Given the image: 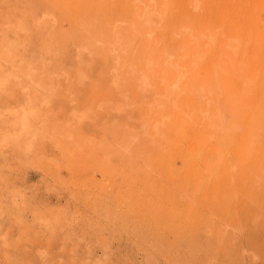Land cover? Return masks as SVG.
<instances>
[{
    "label": "rangeland",
    "instance_id": "obj_1",
    "mask_svg": "<svg viewBox=\"0 0 264 264\" xmlns=\"http://www.w3.org/2000/svg\"><path fill=\"white\" fill-rule=\"evenodd\" d=\"M198 1L0 0V264H264V0Z\"/></svg>",
    "mask_w": 264,
    "mask_h": 264
},
{
    "label": "bare ground",
    "instance_id": "obj_2",
    "mask_svg": "<svg viewBox=\"0 0 264 264\" xmlns=\"http://www.w3.org/2000/svg\"><path fill=\"white\" fill-rule=\"evenodd\" d=\"M151 1H152V0H151ZM196 1H198V0H196ZM219 2H220V1H219ZM155 3H156V1H155ZM197 3H200V2L198 1ZM221 3H222V2H221ZM162 6H163V4H162ZM196 6H197V5H196ZM233 7H234V5H233ZM249 7H250V6H249ZM249 7H248V8H249ZM256 7H257V6H256ZM154 8H155V7H154ZM167 8H168V7H167ZM257 8H258V7H257ZM159 10H160V9H159ZM228 10H230V9H228ZM247 10H248V9H247ZM153 11H154V10H146V12L148 13L149 16L152 15ZM164 11H165V10H164ZM228 12H229V11H228ZM238 16H239V15H238ZM161 17H162V16H161ZM146 24H147V23H146ZM151 25L153 26V24H151ZM191 26H192V25H191ZM205 28H206V27H205ZM140 29H141V28H140ZM149 29H150V28H149ZM152 32H153V31H152ZM221 33H222V32H221ZM192 34H193V33H192ZM175 35H176V34H175ZM190 36H191V35H190ZM197 37H198V36H197ZM197 37H196V38H197ZM206 37H208V36H206ZM210 37H211V35H210ZM194 38H195V37H194ZM199 38H200V37H199ZM208 38H209V37H208ZM208 38H207V39H208ZM226 38H227V37H226ZM234 38H235V37H234ZM190 39H191V37H190ZM201 39H202V37H201ZM213 39H214V38H213ZM225 40H227V39H225ZM225 40H224V41H225ZM238 40H239V39H238ZM238 40H237V41H238ZM228 41H229V39H228ZM232 41H233V40H232ZM207 42H208V41H207ZM214 42H215V41H214ZM215 43H216V42H215ZM237 43H238V42H237ZM263 43H264V42H263ZM204 44H205V43H204ZM208 44H209V43H208ZM223 44H224V42H223ZM227 44H228V43H227ZM205 45H206V44H205ZM235 45H236V44H235ZM237 45H238V44H237ZM237 45H236V46H237ZM197 46H198V45H197ZM207 46H208V45H207ZM207 46H206V47H207ZM234 47H235V46H234ZM212 48H213V46H212ZM245 48H246V47H245ZM182 49H183V48H182ZM222 49H223V48H222ZM247 49H248V48H247ZM253 50H254V49H252V52H253ZM220 52H221V54L223 55V52H222V51H220ZM235 53H236V51H235ZM196 54H197V53H196ZM183 55H184V54H183ZM197 55H198V54H197ZM227 55H228V54H227ZM227 55H226V58L228 57ZM204 56H205V55H204ZM209 56H210V55H209ZM185 57H186V56H185ZM186 58H187V57H186ZM217 58H218V57H217ZM228 58H229V57H228ZM182 59H183V58H182ZM200 59H201V57H200ZM229 59H230V58H229ZM214 60H215V59H214ZM231 63H232V62H231ZM231 63H230V64H231ZM192 64H193V63H192ZM213 64H215V63H213ZM196 65H197V64H196ZM211 65H212V64H211ZM232 65H233V64H232ZM206 66H207V65H206ZM212 66H213V65H212ZM207 67H208V66H207ZM213 67H214V66H213ZM230 67H231V65H230ZM182 68H183V67H182ZM215 68L217 69V67H215ZM215 68H214V69H215ZM214 69H212V70L214 71ZM219 70H220V69H219ZM231 70H232V69H231ZM213 71H211V73H212ZM220 71H221V70H220ZM240 71H241V70H240ZM216 72H218V71L216 70ZM222 72L224 73V70H223ZM226 72H227V71H226ZM218 73H219V72H218ZM218 73H216V74H218ZM223 75H224V74H223ZM216 76H217V75H216ZM217 77H218V76H217ZM226 77H227V76H226ZM217 81H218V79H217ZM231 85H232V84H231ZM203 88H204V87H203ZM209 89H210V88H209ZM203 91H204V90H203ZM209 91H210V90H209ZM213 91H214V90H213ZM219 91H220V89H219ZM184 92H185V91H184ZM205 93H206V92H205ZM208 93H209V92H208ZM201 94H202V93H201ZM224 94H225V93H224ZM169 95H170V94H169ZM219 95H220V94H219ZM229 95H230V94H229ZM221 96H222V95H221ZM200 97H202V96H200ZM203 97H204V96H203ZM207 98H208V97H207ZM219 100H220V99H219ZM198 101H199V100H198ZM219 104H220V103H219ZM198 107H199V106H198ZM206 107H207V106H206ZM209 107H210V105H209ZM219 107H220V106H219ZM201 108H202V107H201ZM178 109H179V108H178ZM183 109H184V108H183ZM197 109H199V108H197ZM212 109H213V108H212ZM218 109H219V108H218ZM220 109H221V108H220ZM175 110H176V109H175ZM199 110H200V109H199ZM208 110H209V109H208ZM193 111H194V110H193ZM206 111H207V110H206ZM196 112H197V114H198V110H197ZM194 113H195V111H194ZM202 113H203V112H202ZM219 113H220V112H219ZM187 114H188V113H186V117H188ZM192 114H193V113H192ZM200 114H201V113H200ZM184 115H185V114H184ZM203 115H204V114H203ZM193 116H194V115H193ZM200 116H201V115H200ZM207 116H208V115H207ZM225 116H226V115H225ZM196 117H197V116H196ZM201 117H202V116H201ZM199 118H200V117H199ZM203 118L205 119L206 117H203ZM218 119H219V117H218ZM224 119H225V118H224ZM183 120H184V119H183ZM202 120H203V119H202ZM219 120H220V119H219ZM191 121H192V120H191ZM200 121H201V119H200ZM203 121H204V120H203ZM168 122H169V121H168ZM205 122H206V121H205ZM202 123H203V122H202ZM221 123H222V122H221ZM221 123H220V124H221ZM182 124H183V123H182ZM182 124H181V125H182ZM196 124H197V123H196ZM220 124H219V125H220ZM179 125H180V124H179ZM197 125H198V124H197ZM197 125H196V126H197ZM211 125H212V124H211ZM171 126H172V125H171ZM177 126H178V125H177ZM198 126H199V125H198ZM202 126H203V125H202ZM220 126H221V125H220ZM222 126H223V125H222ZM167 127H168V126H167ZM233 128H234V127H233ZM173 129H174V128H173ZM199 130H200V128H199ZM223 130H225V129H223ZM260 130H261V129H260ZM203 131H204V130H203ZM181 132H182V131H181ZM193 133H194V132H193ZM193 133H192V134H193ZM172 134H173V133H172ZM172 134H171V135H172ZM198 134H199V133H198ZM184 136H185V135H184ZM207 136L210 137L209 135H207ZM223 136H224V135H223ZM225 136H226V135H225ZM221 137H222V136H221ZM178 138H179V137H178ZM179 139H180V138H179ZM199 139H200V138H199ZM202 139H204V138H202ZM208 139H209V138H208ZM210 139H211V138H210ZM210 139H209V140H210ZM220 139H224V138L222 137V138H220ZM181 140H184V139H181ZM181 140H180V141H181ZM185 140H186V138H185ZM185 140H184V141H185ZM188 140H189V139H188ZM211 140H212V139H211ZM206 141H207V140H206ZM167 142H169V141L167 140ZM167 142H166V145H167ZM181 142H182V141H181ZM207 142H208V141H207ZM212 142H213V141H212ZM174 143H176V142H174ZM201 143H202V142H201ZM199 144H200V143H199ZM206 145H208V144L206 143ZM206 145H204V146L206 147ZM211 145H212V144H211ZM184 146H187V145H184ZM168 147H169V146H167V148H168ZM175 147H177V146H175ZM213 148H214V147H213ZM168 150H169V149H168ZM182 150H184V149H182ZM185 150H186V149H185ZM201 150H202V149H201ZM210 150H211V149H210ZM213 150H214V149H213ZM198 152H199V151H198ZM198 152H197V153H198ZM182 153H183V151H181V154H182ZM203 153H204V152H203ZM170 154H172V152H171ZM170 154H169L168 156H170ZM181 154H180V157H181ZM210 155H211V154H210ZM172 156H174V155H172ZM202 156H204V155H202ZM189 157H190V155H189ZM184 158H185V157H184ZM186 158H188V156H187ZM188 159H189V158H188ZM189 160H190V159H189ZM192 160H194V159H192ZM205 161H206V160H205ZM209 161H210V160H209ZM209 161H208V162H209ZM199 162H200V161H199ZM200 163H201V162H200ZM190 164H191V162H190ZM198 164H199V163H198ZM203 164H204V163H203ZM204 166H205V164H204ZM188 167H189V165H188ZM194 170H196V169H194ZM181 171H182V170H181ZM90 172H91V171H90ZM177 172H178V171H177ZM195 172H196V171H195Z\"/></svg>",
    "mask_w": 264,
    "mask_h": 264
}]
</instances>
